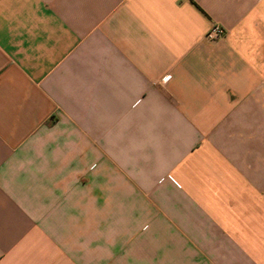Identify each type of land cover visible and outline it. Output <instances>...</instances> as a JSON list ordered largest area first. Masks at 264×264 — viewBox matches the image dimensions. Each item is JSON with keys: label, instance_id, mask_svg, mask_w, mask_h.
Listing matches in <instances>:
<instances>
[{"label": "crops", "instance_id": "0c3cea01", "mask_svg": "<svg viewBox=\"0 0 264 264\" xmlns=\"http://www.w3.org/2000/svg\"><path fill=\"white\" fill-rule=\"evenodd\" d=\"M0 264H264V0H0Z\"/></svg>", "mask_w": 264, "mask_h": 264}, {"label": "built area", "instance_id": "2783aa9c", "mask_svg": "<svg viewBox=\"0 0 264 264\" xmlns=\"http://www.w3.org/2000/svg\"><path fill=\"white\" fill-rule=\"evenodd\" d=\"M226 33L224 27L219 24H212L206 34L204 35V40L207 43H215L221 40Z\"/></svg>", "mask_w": 264, "mask_h": 264}]
</instances>
